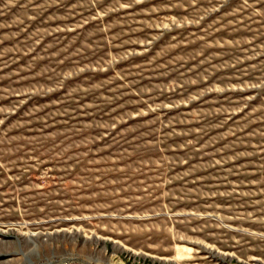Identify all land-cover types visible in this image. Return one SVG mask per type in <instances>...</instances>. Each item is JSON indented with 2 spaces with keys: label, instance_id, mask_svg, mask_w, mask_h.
<instances>
[{
  "label": "rangeland",
  "instance_id": "374dc122",
  "mask_svg": "<svg viewBox=\"0 0 264 264\" xmlns=\"http://www.w3.org/2000/svg\"><path fill=\"white\" fill-rule=\"evenodd\" d=\"M0 264H264V0H0Z\"/></svg>",
  "mask_w": 264,
  "mask_h": 264
}]
</instances>
